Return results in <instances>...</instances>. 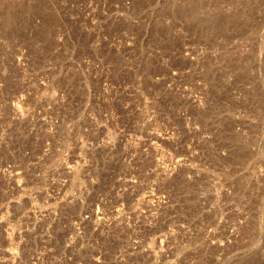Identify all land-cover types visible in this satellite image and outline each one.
Returning <instances> with one entry per match:
<instances>
[{
    "label": "rangeland",
    "instance_id": "1",
    "mask_svg": "<svg viewBox=\"0 0 264 264\" xmlns=\"http://www.w3.org/2000/svg\"><path fill=\"white\" fill-rule=\"evenodd\" d=\"M0 264H264V0H0Z\"/></svg>",
    "mask_w": 264,
    "mask_h": 264
}]
</instances>
